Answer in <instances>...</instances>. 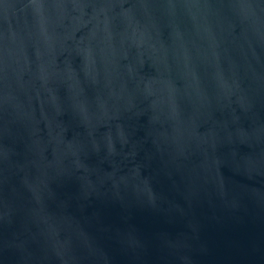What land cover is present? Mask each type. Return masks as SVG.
Listing matches in <instances>:
<instances>
[{
  "label": "water",
  "instance_id": "95a60500",
  "mask_svg": "<svg viewBox=\"0 0 264 264\" xmlns=\"http://www.w3.org/2000/svg\"><path fill=\"white\" fill-rule=\"evenodd\" d=\"M0 264H264V0H0Z\"/></svg>",
  "mask_w": 264,
  "mask_h": 264
}]
</instances>
